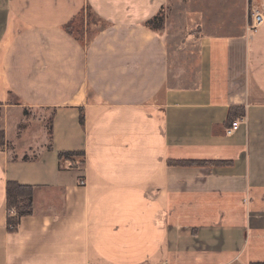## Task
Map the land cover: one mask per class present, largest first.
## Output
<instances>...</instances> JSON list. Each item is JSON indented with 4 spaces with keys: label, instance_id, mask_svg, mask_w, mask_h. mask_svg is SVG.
I'll use <instances>...</instances> for the list:
<instances>
[{
    "label": "crops",
    "instance_id": "crops-1",
    "mask_svg": "<svg viewBox=\"0 0 264 264\" xmlns=\"http://www.w3.org/2000/svg\"><path fill=\"white\" fill-rule=\"evenodd\" d=\"M87 11L101 26L74 34ZM252 11L264 0H0V264H264ZM8 181L33 188L13 231Z\"/></svg>",
    "mask_w": 264,
    "mask_h": 264
},
{
    "label": "trees",
    "instance_id": "trees-1",
    "mask_svg": "<svg viewBox=\"0 0 264 264\" xmlns=\"http://www.w3.org/2000/svg\"><path fill=\"white\" fill-rule=\"evenodd\" d=\"M163 15L159 12L154 17L146 21L148 27L154 30L163 27ZM80 122H83L82 116L79 117ZM4 142L3 131L0 130V145ZM82 155L79 153H61L62 156ZM33 188L31 185L19 184L17 182L8 181L6 184V206H7V229L13 231L16 229L20 218L31 212L32 208Z\"/></svg>",
    "mask_w": 264,
    "mask_h": 264
},
{
    "label": "built area",
    "instance_id": "built-area-1",
    "mask_svg": "<svg viewBox=\"0 0 264 264\" xmlns=\"http://www.w3.org/2000/svg\"><path fill=\"white\" fill-rule=\"evenodd\" d=\"M263 20H264V14L256 12V11H252L250 13L248 25L246 26V31L252 33L256 28H258V26L262 24ZM241 122H242L241 118L235 119L232 122H230V125L226 128V134L227 135L233 134L239 128ZM4 148H5V144L0 146V149H4ZM76 155L77 154L69 155V156H62L60 159L64 160L67 166L76 167V166H79L78 160L75 159L77 157ZM79 183L80 185H84L85 180L83 178H80Z\"/></svg>",
    "mask_w": 264,
    "mask_h": 264
},
{
    "label": "rangeland",
    "instance_id": "rangeland-1",
    "mask_svg": "<svg viewBox=\"0 0 264 264\" xmlns=\"http://www.w3.org/2000/svg\"><path fill=\"white\" fill-rule=\"evenodd\" d=\"M161 14L163 15L164 18V12L161 11ZM85 15V16H84ZM88 22V36L91 35V33H93L96 28L99 26H101V23L98 22L94 17H92V15H90V13L87 11L85 12V14L83 13V15H78V17L70 24V31H73L74 34L77 35H82V30H84V24L85 22ZM164 25V24H163ZM1 117H2V109L0 108V121H1ZM77 157L75 159L78 160V165L80 166L83 163V156L81 155H76Z\"/></svg>",
    "mask_w": 264,
    "mask_h": 264
}]
</instances>
